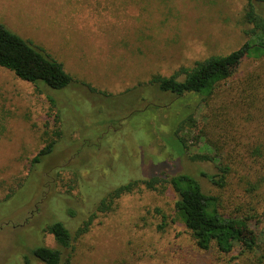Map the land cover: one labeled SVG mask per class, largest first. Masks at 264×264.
<instances>
[{
	"label": "rangeland",
	"instance_id": "374dc122",
	"mask_svg": "<svg viewBox=\"0 0 264 264\" xmlns=\"http://www.w3.org/2000/svg\"><path fill=\"white\" fill-rule=\"evenodd\" d=\"M246 4L0 0V22L42 47L76 79L51 89L0 67V264H24L36 245L57 248L45 225L60 220L73 231L113 187L163 166L188 172L206 192L220 194L227 215L243 216L256 206L261 215L246 222L260 236L258 250L241 253L237 243L228 253L214 245L198 248L175 220L174 190L139 187L97 213L73 242L71 264H264L257 260L264 250V156L251 154L264 146V57L244 58L218 85L210 105L200 95L139 86L152 74L170 75L237 49L246 39ZM195 108L196 124L180 132L187 147L178 155L168 142L175 119ZM51 140L52 152L32 165ZM203 153L215 160L192 159ZM221 164L230 170L226 185L216 188L201 172L215 173ZM31 264L42 263L31 258Z\"/></svg>",
	"mask_w": 264,
	"mask_h": 264
},
{
	"label": "trees",
	"instance_id": "16d2710c",
	"mask_svg": "<svg viewBox=\"0 0 264 264\" xmlns=\"http://www.w3.org/2000/svg\"><path fill=\"white\" fill-rule=\"evenodd\" d=\"M243 22L246 25L243 33L245 41L235 50L224 55H210L194 62L191 67L181 66L170 75L152 74L141 87L150 86L159 93H169L174 96L196 94L201 96L205 104L210 105L219 84L229 79L244 58L261 59L264 57V0H247L243 11ZM0 67L10 70L22 80L36 86L51 89H62L76 79L63 67L62 63L54 59L42 47L25 40L0 22ZM42 83V84H41ZM88 91L98 92L97 89L85 82ZM264 92V88H263ZM54 105L56 99L47 96ZM143 100V97L141 96ZM197 110L188 111L185 115L175 119L174 128L170 135L173 148L178 155L184 154L187 147L181 131L185 127L196 124ZM55 140L47 142L31 159L32 165L41 162L54 148ZM251 154L262 158L264 146L252 149ZM192 159L214 161L209 154H196ZM164 165L161 163L160 166ZM229 166L221 164L215 173L201 172L211 186L222 188L226 185ZM260 170L264 171V168ZM264 181V174L261 175ZM261 181V182H262ZM260 181L252 183L250 189H257ZM253 185V187H252ZM170 186L177 199L174 201L175 220L181 222L190 232L198 248L206 250L215 246L219 252H230L234 244H238L241 253L252 254L260 247V236L250 228L246 220L254 215L260 216L256 206H249L243 210V216H231L223 212V199L220 194L206 192L199 180L188 172L172 173L164 169L154 171L153 174L140 178H131L109 190L103 196L92 212L71 231L60 220H53L44 226L43 231L51 234L58 245L57 248L46 245H36L29 254L23 256L24 264H31V258L42 264H71L73 242L86 233L98 212L110 209L114 200L123 194L144 187L155 190L158 187ZM260 199L256 203H259ZM253 212V214H251ZM257 260L264 262V250L257 256Z\"/></svg>",
	"mask_w": 264,
	"mask_h": 264
}]
</instances>
